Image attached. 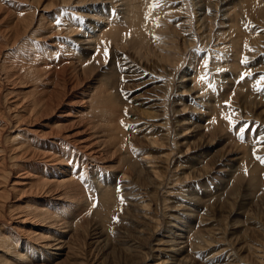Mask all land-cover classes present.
Listing matches in <instances>:
<instances>
[{
    "label": "rangeland",
    "instance_id": "rangeland-1",
    "mask_svg": "<svg viewBox=\"0 0 264 264\" xmlns=\"http://www.w3.org/2000/svg\"><path fill=\"white\" fill-rule=\"evenodd\" d=\"M118 1L113 0L122 4ZM155 1L173 7L170 30L182 35V62L169 76L163 71L165 61L151 57L148 62L114 45L106 61H99L105 55L97 54L95 43L64 31L73 9L64 11L67 18L57 6L44 10L55 0L38 5L30 0L26 6L20 0H0V245L9 239L22 254L20 260L9 258L10 264H212V257L214 264H264V162L258 159L264 158V0L220 2L219 9L225 3L223 11L231 18H221L208 33L196 23L195 0ZM133 2L145 17L139 21L145 32L155 18L152 0ZM12 10L35 22L44 15L52 25L36 24L28 37L16 41L18 21L9 15ZM83 15L86 30L91 12ZM187 32L196 35L189 49L183 42ZM148 33V39L154 37ZM37 50L49 51V63L41 62ZM191 60H197L195 65ZM38 74L43 76L39 81ZM104 77L114 80L110 92L124 103L106 113L95 109L101 104L93 94L108 84ZM166 82L172 84L167 96L162 89ZM184 84L193 93L185 92L189 87L184 90ZM183 104L191 109L182 111ZM166 110L177 139H166L163 121L147 116ZM107 112H113L110 123ZM94 115L100 127L91 119ZM108 125L111 131L105 133ZM16 137L35 145L29 154L18 150L22 144L13 142ZM100 145L106 148H96ZM108 147L111 153L104 154ZM91 148L95 153L90 156ZM38 150L58 156L65 151L63 167L79 179L83 192L76 204L38 187L37 175L49 165ZM55 171L62 178V171ZM155 171L166 175L158 181ZM184 206L194 216L178 215ZM37 207L58 210L63 222L50 229L33 215ZM175 210L180 224L170 217ZM37 232L54 239V248L40 247ZM201 238L212 246L204 247Z\"/></svg>",
    "mask_w": 264,
    "mask_h": 264
},
{
    "label": "bare ground",
    "instance_id": "bare-ground-1",
    "mask_svg": "<svg viewBox=\"0 0 264 264\" xmlns=\"http://www.w3.org/2000/svg\"><path fill=\"white\" fill-rule=\"evenodd\" d=\"M24 6H26L27 2L28 4L30 3V0H20ZM23 1V2H22ZM34 1L35 3H38L40 4L41 0H32ZM57 1L58 3L57 4H48L47 7L44 9V10H51L57 6L59 7L60 9V14L62 15H65L64 17H66L67 13L64 12V11H67V10H72L75 11L74 15L72 14V16L70 17L71 20L69 19H66L64 20V31L66 32L67 35L69 36H73L74 33H79L80 35H84L85 37V40L84 41H91L93 42L94 46H95V49H97V54L98 55H105L104 58L103 56L100 57L99 61H106L107 57L109 56V52L111 51L109 46L111 45H114L115 46V49L116 47L117 48H122L124 50H127V49H130L132 50L137 56H139L140 58L142 59H145L146 61H151V57L152 58H156L157 61H160L161 63H167V65H165L164 67V74L166 76H169V75H172V72L174 71L175 68H177L180 63L182 62L180 57H179V54H178V51H179V37L182 36V35H176L175 33H173L171 30H170V19L173 17L171 16V11L170 8L172 9L173 7H170L169 6H166V5H163L162 7L160 6V2L158 1H155V0H152V2L150 4H152L153 6L150 7L151 11H152V15L155 16L154 20L148 25V28H146V31L144 32L142 30V27H141V22H139L140 20H144L145 17H140V13H138L137 9H138V6L136 4V2H133L135 0H119L120 2H122V4H118L116 5V3L113 2V0H55ZM118 1V2H119ZM225 1L226 2V5L229 3L230 0H195L194 3H193V7H194V15H195V19H196V23L198 26H200V30L202 29L205 33H208V32H212L213 29L217 26V24H219V21L221 20V18H231V15L228 16V14H226L223 9L224 7L226 6H223L225 3H223V5L221 6L222 10L219 9V5H220V2H223ZM53 2V1H52ZM232 2V1H231ZM236 2V0H235ZM234 2V4H235ZM241 2V1H240ZM237 3V2H236ZM222 4V3H221ZM32 5V3H31ZM46 5V4H45ZM88 5V6H87ZM240 5V4H239ZM20 6V5H19ZM84 6L86 7L85 10H81L82 8H84ZM39 7V6H38ZM43 7V5H42ZM41 7V8H42ZM23 8V7H22ZM213 8V9H211ZM17 9V8H16ZM141 9V8H140ZM235 9V8H234ZM233 9V10H234ZM15 10V9H14ZM18 10V9H17ZM54 10V9H53ZM232 10V11H233ZM13 11V10H12ZM16 11V10H15ZM23 11V10H22ZM91 12V16H90V22L88 23V27L85 28L86 30H82V18H83V13L84 12ZM226 11V10H225ZM229 11V10H227ZM9 12V11H8ZM14 12V11H13ZM19 12V11H18ZM235 12V11H234ZM238 11H236L237 13ZM17 13V12H16ZM44 13V12H43ZM232 13V12H230ZM255 13V12H254ZM71 14V13H70ZM9 15L14 17L17 21H18V27L16 29V35H17V39L16 41L21 38V35L25 36V37H28L29 33L32 32L34 30V28L36 27V24H38V27H42L44 24L46 26H49V25H52L51 22H49L50 20L46 19L44 15H42L40 17V19L36 18V22H35V18L34 19H28L29 17H26L27 14L25 16H23L22 14H19L20 16H18L17 14L12 13V12H9ZM87 15V14H86ZM90 15V14H89ZM191 15V14H190ZM235 15V14H234ZM238 15V14H237ZM68 16V15H67ZM240 16V14L238 15ZM235 15V17H238ZM87 17V16H86ZM89 17V16H88ZM194 17V16H193ZM33 18V17H32ZM45 18V19H43ZM233 19V18H232ZM45 20V22H44ZM84 20V19H83ZM224 20V19H223ZM155 21V22H154ZM231 21V20H230ZM44 22V23H43ZM57 22V21H56ZM55 23V22H54ZM231 23H233L232 25L235 26L238 24L237 20H234L233 22L231 21ZM220 25V24H219ZM60 27V26H59ZM58 27V28H59ZM37 28V27H36ZM152 28V29H151ZM222 28V27H221ZM232 28V26H231ZM230 28V29H231ZM42 29V28H40ZM223 29V28H222ZM58 30H61L60 28ZM82 30V31H81ZM152 32V35L154 37H150L149 36V39H148V31ZM236 30V29H235ZM43 31V30H42ZM45 31V30H44ZM37 32V31H35ZM41 32V31H40ZM52 32V31H51ZM59 32V31H58ZM57 32V33H58ZM43 33V32H42ZM47 33V32H46ZM188 33L187 32V35H186V38L185 40L183 41L184 42V46H190V48H192L196 42V35H190L189 33V36H188ZM20 34V35H18ZM35 34V33H33ZM44 34V33H43ZM233 34V33H232ZM185 35V34H184ZM211 35V34H210ZM229 36V35H228ZM52 37V36H51ZM203 37V36H202ZM206 37H207V34H206ZM224 37V36H223ZM233 37V35H232ZM53 38V37H52ZM51 38V39H52ZM78 38V37H77ZM184 38V37H183ZM209 38V37H208ZM228 38V37H227ZM234 38V37H233ZM82 39L79 38V39H74L73 42L77 43V42H80V40ZM182 39V38H181ZM211 39V38H210ZM232 39V38H231ZM153 40V41H152ZM207 40V38H206ZM234 41V40H233ZM72 42V41H71ZM182 42V41H180ZM89 43V42H88ZM92 44V43H90ZM235 45V44H234ZM18 46V45H17ZM113 46V47H114ZM189 46L187 47L189 49ZM28 47V46H27ZM46 47V46H45ZM67 47V46H66ZM42 48V47H41ZM28 49V48H27ZM30 49V48H29ZM40 49V48H39ZM64 49V48H63ZM123 50V51H124ZM187 50V49H186ZM28 51V50H27ZM75 51V49H73V52ZM115 51V50H114ZM117 51V50H116ZM73 52L71 54H73ZM30 53V52H29ZM35 53V52H34ZM47 53V54H46ZM42 52L41 50H37V53L36 55L40 56V58H42V63L43 62H47L51 59H49V51L48 52ZM117 53V52H116ZM122 53V52H121ZM70 54V55H71ZM44 55V56H43ZM75 55V54H74ZM37 56V57H38ZM43 56V57H42ZM119 56V55H118ZM34 56V58H37ZM33 59V56L32 54L29 55L28 59L30 60ZM102 58V60H101ZM26 59V58H25ZM27 59V60H28ZM98 59V57H97ZM47 60V61H46ZM77 60V59H75ZM80 60V59H79ZM116 60V59H115ZM39 61V60H38ZM82 61V60H81ZM92 61V60H91ZM97 61V60H96ZM165 61V62H164ZM192 61V60H191ZM197 60H193L191 62L192 65H195ZM28 62V61H27ZM31 62V61H30ZM84 62V61H83ZM94 62V61H92ZM98 62V61H97ZM33 63V62H32ZM42 63H41V66H42ZM49 63V62H47ZM80 63V62H79ZM85 63V62H84ZM128 63V62H127ZM159 63V62H158ZM169 64V65H168ZM93 66V65H92ZM40 67V66H39ZM82 67H85V66H82ZM90 67V66H89ZM88 67V68H89ZM95 67V66H94ZM161 67V66H160ZM45 68H48V67H45ZM93 68V67H91ZM114 68V67H113ZM112 68V69H113ZM118 68V67H117ZM123 68V67H122ZM44 69V67L42 68ZM49 69V68H48ZM96 69V68H94ZM34 70V69H33ZM35 71L37 72L38 70H36L35 68ZM40 71V70H39ZM44 70H42L43 72ZM46 71V70H45ZM44 71V72H45ZM89 71V70H88ZM87 72V71H86ZM97 72V71H96ZM113 72V71H112ZM196 72V71H195ZM74 73V72H73ZM88 73V72H87ZM92 73V72H91ZM187 73V72H186ZM30 74V73H29ZM43 74V73H42ZM85 75V74H84ZM110 75V74H109ZM107 76V75H106ZM114 76V77H113ZM113 78L115 80V72L113 74ZM183 76V79H185L187 76L186 75H182ZM41 77L43 76H40L39 74L36 76V80H40ZM46 77V76H45ZM108 77V76H107ZM106 77V78H107ZM111 77V75H110ZM109 77V78H110ZM105 78V77H104ZM105 78V79H106ZM197 78H198V75L196 77V81H197ZM103 79V80H105ZM102 80V81H103ZM114 80H111L108 81L106 79V81L108 82V84H105V81L101 82L102 84H105L102 88L99 87V90L98 87L95 89V91L93 90V94H95L94 98L99 101V105L101 104V107H96L95 109L97 110H103L104 113H106V111H109L113 109V107H116L115 109L113 110H116L118 109L117 107H121V105H123L124 103L121 102V100L119 101L118 99V96L117 94L113 91V93H111L114 88L113 84H111L112 82H114ZM189 81V79H185V82L186 81ZM195 83V81H194ZM101 84V85H102ZM116 84V83H115ZM197 84V83H195ZM199 84V83H198ZM188 88L189 86L187 85H183L182 88ZM197 87V86H196ZM116 88V87H115ZM183 88V89H184ZM195 88V86H194ZM163 91L166 92V96L168 94V91L171 92L172 90V84L170 82H166L165 83V87L163 86L162 87ZM184 89V90H185ZM205 90V88H203ZM193 90V88H192ZM191 90V88L189 87L188 90H185V92H189L190 94L193 93V91ZM203 90V91H204ZM111 91V92H110ZM113 95V96H112ZM84 96V95H83ZM194 100V99H193ZM90 102V101H89ZM95 102V100H94ZM93 102V103H94ZM181 102H183V99H181ZM90 104L94 106V104ZM97 103V102H96ZM164 103H166L164 101ZM185 103V102H184ZM196 103V102H195ZM116 106H115V105ZM165 105V104H164ZM91 106V108L93 107ZM183 109L182 111H185V110H188V108H190L188 106V104H183L182 105ZM112 107V108H111ZM103 108V109H102ZM106 108V109H104ZM191 109V108H190ZM196 110V109H195ZM32 113H37L36 109H33L31 110ZM94 111V110H93ZM99 112V111H98ZM108 113V112H107ZM113 113V112H112ZM111 113V114H112ZM115 113V112H114ZM117 113V112H116ZM115 113V115H116ZM174 113L177 114L179 112H177L176 110H174ZM110 113H108L106 115V122L110 123V120L111 118V115ZM119 114V113H118ZM114 116V114H113ZM118 116V115H116ZM121 116V114H120ZM148 117L150 118H158V119H161V121H163V127L165 132L168 133L167 134V138L168 140H172L174 137V139H177L179 134L177 131H174L173 129V122H172V119H170L169 117V112L168 110L162 112V113H159V112H156V114H147ZM103 117H105L103 115ZM91 119H97V116L94 115V116H91ZM113 119V118H112ZM186 120V119H184ZM96 121V124L97 126H101V122H99V120H94L93 122ZM93 122L91 121V124H93ZM112 123V122H111ZM180 121H177L176 122V125L179 124ZM106 124V123H105ZM115 124V123H114ZM186 124V122H185ZM95 125V124H94ZM99 126V127H100ZM105 130V133L106 131H111L110 130V125H108ZM116 129V128H115ZM114 129V130H115ZM188 130V129H186ZM113 131V130H112ZM104 133V132H103ZM109 133V132H108ZM107 133V134H108ZM170 135H172V139L170 137ZM152 136V135H151ZM104 137H106L104 135ZM165 139V138H164ZM165 139V140H166ZM102 140V139H101ZM152 140V139H151ZM154 140V138H153ZM175 143V145L177 146V140H173ZM14 143L16 142H19V144H22V146H19L18 144V150H24L25 153L29 154V149L32 148V146H35L34 144H32L31 142H25V141H21L18 137H16L14 140H13ZM172 142V141H171ZM97 143V142H96ZM101 143L106 145L107 142L105 141H100L98 140V144ZM109 143V142H108ZM107 143V144H108ZM56 144V143H55ZM110 144V143H109ZM153 144H158L156 139L153 141ZM98 146L96 148H103ZM108 145H106L107 147ZM116 146V145H114ZM159 146V145H157ZM93 147V145L91 146ZM94 147V148H95ZM104 147V148H106ZM103 148V149H104ZM110 147H108V150L107 151H104V154H106L109 150ZM115 147H113L114 149ZM130 148V147H129ZM92 150L90 151V156L93 155L92 153H95V149L93 150V148H91ZM119 149V148H118ZM117 149V150H118ZM135 149V148H133ZM132 149V151H133ZM140 148H137V150H139ZM111 150H112V146H111ZM116 150V151H117ZM137 150H135L137 152ZM103 151V150H102ZM101 151V152H102ZM114 151V150H113ZM112 151V153H113ZM114 151V154L115 152ZM131 151V150H130ZM173 151V150H172ZM36 152V151H34ZM38 152H40L38 150ZM36 152V153H38ZM74 152V151H73ZM24 153V154H25ZM41 156H43L44 160L46 161V165L45 166V170L44 172H42V176L41 174L40 175H37L38 178H37V181H38V187H40L42 190H45L48 194V196H50L52 193H57L59 194V198L58 200H63L65 199L66 201H69V202H72V203H75L76 204V200H79L76 199L77 197H82V189L81 186L79 185V179L75 178V176L73 175L72 177H69V173H67V171H65V168L63 167V165H65V161L63 160V158L66 156L64 153L65 151H62V154L60 153V155L58 156L57 154H54L51 150L49 151H41L40 152ZM68 153V152H67ZM66 153V154H67ZM72 153V152H71ZM100 153V152H99ZM109 153V152H108ZM111 153V152H110ZM109 153V154H110ZM35 154V153H34ZM73 154V153H72ZM75 154V153H74ZM73 154L74 157H76L75 155ZM69 155V154H68ZM67 155V156H68ZM102 155V154H101ZM147 155V153L145 154ZM72 156V158H73ZM79 156V155H78ZM95 157L97 156L94 155ZM103 156V155H102ZM70 157V156H69ZM104 157V156H103ZM114 157V156H113ZM67 158V157H66ZM77 158V157H76ZM105 159V157H104ZM71 160V159H70ZM105 161V160H104ZM114 161V160H113ZM140 161V160H139ZM120 162V161H119ZM126 162V161H125ZM149 163H152L151 161H148ZM146 162V163H148ZM77 163H78V159H77ZM117 163V162H116ZM124 163V162H123ZM122 164V162H121ZM76 165V164H75ZM124 165V164H123ZM134 165V164H133ZM59 166H62L59 168ZM62 168V169H61ZM118 168V167H117ZM120 168V167H119ZM122 168H124L122 166ZM113 169V168H112ZM115 169V168H114ZM125 169V168H124ZM133 169V167H132ZM56 170V171H55ZM62 171L63 174H61L62 178H59L57 179V176L56 174H54V171L55 172H58V171ZM75 170V169H74ZM127 171V170H126ZM75 172V171H74ZM125 173V172H124ZM154 175L156 176L155 178L159 181V178H162V174L161 172H158V171H155L153 172ZM54 174V177H52ZM58 174V173H57ZM127 174V173H126ZM131 174V173H130ZM129 174V175H130ZM65 175H68V176H65ZM59 176V175H58ZM77 176V175H76ZM52 177V178H51ZM47 178V179H46ZM84 178V177H83ZM164 179V178H163ZM82 192V193H81ZM44 195H46V193H44ZM76 199V200H75ZM74 201V202H73ZM67 207L66 205L63 206L62 210L63 212H66L67 210ZM182 208V207H180ZM173 210V209H171ZM178 210V209H177ZM180 211V210H179ZM183 212H180L178 215H181L184 219L185 216L189 217V216H194L192 215L193 213H191V209L190 208H187V207H183L182 209ZM61 211V214L63 213ZM172 212H175L173 214L170 215V217L172 218V220L174 221H177L179 223L180 221V218L178 215H176V213H178V211H172ZM32 213V212H31ZM34 213V214H33ZM33 215L35 217H38L41 219L42 223L43 224H48V227L50 229L54 228V226L58 225L59 223L63 222L62 219H59L58 216L56 215L57 213H59L58 210H54L53 212H50L49 210H46L44 209L43 207H37L35 209H33ZM196 216V215H195ZM182 219V218H181ZM35 220V219H34ZM38 220V219H37ZM40 222V221H38ZM175 223V222H173ZM171 224V226L175 227L174 224ZM45 224V225H46ZM180 224V223H179ZM60 225V224H59ZM182 225V223H181ZM177 226V225H176ZM181 227V226H180ZM184 227V226H183ZM186 228H188V226H185ZM184 227V229H185ZM184 233V230L182 231ZM28 233V232H27ZM29 235V234H28ZM179 236V235H178ZM32 237V235H31ZM30 237V238H31ZM34 239L36 242H39V244L41 242H43V244L40 245V247L44 248L45 250H50L51 248H54V242L55 240L54 239H50V237H46L44 234L42 233H35L34 234ZM180 238H183V234L182 236H179ZM202 237V236H201ZM6 238V237H5ZM33 238V237H32ZM177 238V237H176ZM8 239V238H7ZM1 247L0 248H4V250L2 249V253H4L3 256H0V264H10V259L11 260H20L22 258V254H19L16 249L13 247L14 245L12 244V242L8 239L6 241L3 242V239L1 240ZM175 241V239H174ZM187 241V240H186ZM53 242V243H52ZM201 242L203 243L204 242V247H209L210 246V242L207 241V240H202L201 238ZM172 243V242H171ZM174 243V242H173ZM176 243V242H175ZM174 243V244H175ZM38 244V243H37ZM59 244V243H58ZM170 244V243H169ZM168 244V245H169ZM173 244V245H174ZM36 245V244H35ZM56 245V244H55ZM177 245V244H176ZM180 245V243H179ZM183 245V244H182ZM212 246V245H211ZM210 246V247H211ZM176 247V246H174ZM56 249V248H55ZM174 252V251H171V253ZM176 252V251H175ZM215 258V257H214ZM209 259V258H208ZM209 260H212L211 263L214 264V261H213V257L212 259H209ZM208 260V261H209Z\"/></svg>",
    "mask_w": 264,
    "mask_h": 264
},
{
    "label": "snow or ice",
    "instance_id": "snow-or-ice-1",
    "mask_svg": "<svg viewBox=\"0 0 264 264\" xmlns=\"http://www.w3.org/2000/svg\"><path fill=\"white\" fill-rule=\"evenodd\" d=\"M262 80H264V76L261 77ZM258 159H261V162H264V158H259Z\"/></svg>",
    "mask_w": 264,
    "mask_h": 264
}]
</instances>
